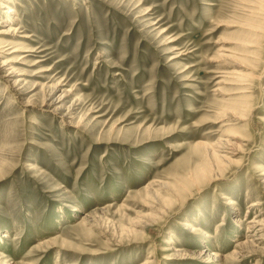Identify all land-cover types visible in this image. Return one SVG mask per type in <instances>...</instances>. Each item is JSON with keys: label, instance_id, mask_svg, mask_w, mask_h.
<instances>
[{"label": "rangeland", "instance_id": "obj_1", "mask_svg": "<svg viewBox=\"0 0 264 264\" xmlns=\"http://www.w3.org/2000/svg\"><path fill=\"white\" fill-rule=\"evenodd\" d=\"M9 27L0 264H264V0H0Z\"/></svg>", "mask_w": 264, "mask_h": 264}, {"label": "bare ground", "instance_id": "obj_2", "mask_svg": "<svg viewBox=\"0 0 264 264\" xmlns=\"http://www.w3.org/2000/svg\"><path fill=\"white\" fill-rule=\"evenodd\" d=\"M13 13L14 11L13 10H9V13ZM8 13V12H7ZM10 13V14H11ZM3 25V24H2ZM1 25V26H2ZM4 27H5V25H4ZM7 27V26H6ZM12 31H13V29L12 28H8V30L7 31H5V32H1L0 31V37H4V36H10V35H12ZM255 32V31H254ZM17 33V32H16ZM11 38V37H10ZM20 38H24V36H21ZM3 39V38H2ZM7 41H8V39H6ZM11 39H9V41H10ZM15 42V41H14ZM2 46H4V47H6V46H10V49H9V47H8V50H10L9 52H8V54L7 55H14L15 53H18V52H29V51H22L21 50V48L20 47H18V46H16V45H14L13 43H10V44H8V45H2V44H0V49H2V48H4V47H2ZM252 47H254V46H252V45H245V48H252ZM3 51V50H2ZM4 51H6V50H4ZM33 52V51H32ZM1 54H4L3 52H0ZM0 58H1V56H0ZM19 59V58H18ZM21 59V58H20ZM14 62H16V61H14V60H8L7 62H4V63H2V67H9L7 64L9 63V64H12V63H14ZM9 77V76H8ZM54 90L55 89H52V91L54 92ZM235 120H242L244 117L242 116V115H238V116H236V117H233ZM231 138H233V137H231ZM234 140V139H233ZM221 143H224V144H226V145H229V144H231V145H229L228 147H230L231 148V146H233L232 145V143H231V140L229 139V140H224V141H221ZM217 146V145H216ZM214 147V146H213ZM228 147H225L223 144H219L218 145V147H214L213 149H214V152H215V154H221V155H223L224 154V156H226L227 157V155H225V154H228V155H232V154H234V150H232V149H228ZM217 157H220V155H218ZM224 160V159H223ZM262 175H264V173L262 174ZM260 204L259 203H253V206H259ZM261 221H259V220H257V219H253V220H250L249 221V225H250V227H247L246 228V231H245V238H243V240L241 241V242H237L236 243V245H235V247H237L236 249H237V251H234L231 255L232 256H234L235 257V259L237 260H240V259H242V258H244L245 257V253H249V252H247L246 251V249L248 248V245H251V246H253L254 245V243H260L262 240H261V237L260 236H262V230L261 229H257V227L258 226H261ZM184 227H187L188 229H189V232H191V233H194V232H196L197 231V229L194 227V226H191V225H188V224H184ZM204 237H209L210 238V236L208 235L207 236V234L204 236ZM39 245H42V244H39ZM169 251H171V249H169ZM217 256H215L214 258H216ZM247 258V257H246ZM145 264V263H144Z\"/></svg>", "mask_w": 264, "mask_h": 264}]
</instances>
